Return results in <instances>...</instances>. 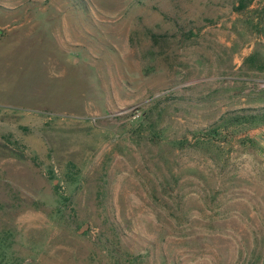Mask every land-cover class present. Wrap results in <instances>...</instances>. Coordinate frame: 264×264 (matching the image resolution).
I'll list each match as a JSON object with an SVG mask.
<instances>
[{
    "label": "rangeland",
    "instance_id": "rangeland-1",
    "mask_svg": "<svg viewBox=\"0 0 264 264\" xmlns=\"http://www.w3.org/2000/svg\"><path fill=\"white\" fill-rule=\"evenodd\" d=\"M263 112L264 0H0V231L25 264H264Z\"/></svg>",
    "mask_w": 264,
    "mask_h": 264
},
{
    "label": "trees",
    "instance_id": "trees-1",
    "mask_svg": "<svg viewBox=\"0 0 264 264\" xmlns=\"http://www.w3.org/2000/svg\"><path fill=\"white\" fill-rule=\"evenodd\" d=\"M245 7L246 4L241 1L239 9L235 7V10L241 12ZM191 34L193 35L194 33ZM241 119L249 121L252 125H263L264 112L241 117ZM13 237L8 231H0V264H25L23 258L13 249Z\"/></svg>",
    "mask_w": 264,
    "mask_h": 264
},
{
    "label": "crops",
    "instance_id": "crops-1",
    "mask_svg": "<svg viewBox=\"0 0 264 264\" xmlns=\"http://www.w3.org/2000/svg\"><path fill=\"white\" fill-rule=\"evenodd\" d=\"M255 140L256 142L259 143V145L264 146V130L263 129H260V132L257 133Z\"/></svg>",
    "mask_w": 264,
    "mask_h": 264
},
{
    "label": "built area",
    "instance_id": "built-area-1",
    "mask_svg": "<svg viewBox=\"0 0 264 264\" xmlns=\"http://www.w3.org/2000/svg\"><path fill=\"white\" fill-rule=\"evenodd\" d=\"M262 129L264 130V127H262Z\"/></svg>",
    "mask_w": 264,
    "mask_h": 264
}]
</instances>
